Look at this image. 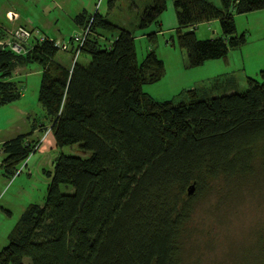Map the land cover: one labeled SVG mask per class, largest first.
<instances>
[{"label": "trees", "instance_id": "16d2710c", "mask_svg": "<svg viewBox=\"0 0 264 264\" xmlns=\"http://www.w3.org/2000/svg\"><path fill=\"white\" fill-rule=\"evenodd\" d=\"M167 1L152 0L136 28L159 30ZM171 1L176 42L190 68L226 61L247 41L234 16L264 9V0ZM212 20L222 36L198 40L195 27ZM74 22L81 26L75 34L89 32L81 44L72 35L66 50L46 35L20 53L7 46L0 51V107L22 97L14 69L37 65V102L48 122L34 121L38 140H29L30 132L1 144L2 175H20L45 133L60 150L46 171L43 205H27L0 250V264H184L198 201L264 186V70L259 80L248 77L242 92L214 95L230 82L217 78L179 93L187 101H157L143 91L165 74L154 51L138 63L135 35L98 12L82 11ZM157 33L146 37L154 43ZM60 51L74 54L70 67L54 61ZM80 55L87 64L76 62ZM76 144L88 157L61 152ZM61 185L72 192L62 193Z\"/></svg>", "mask_w": 264, "mask_h": 264}, {"label": "rangeland", "instance_id": "374dc122", "mask_svg": "<svg viewBox=\"0 0 264 264\" xmlns=\"http://www.w3.org/2000/svg\"><path fill=\"white\" fill-rule=\"evenodd\" d=\"M151 1L0 0V12L8 9L14 13H19L20 20L27 18L38 22L40 25L42 23L46 24V32L43 31L42 33L34 28L18 26L15 24L16 16L14 19H10L8 14L6 18L7 21L10 20L9 23L3 20L1 13L0 23L9 32L24 28L48 35L56 39L57 42L65 43L72 35L77 33L78 30L76 31L73 19L83 9H86L89 14L103 13L112 5L108 19L114 23L128 20L130 23V26H127L128 30L136 35L135 47L138 63L144 59L148 53V48L154 44L152 51L156 52L160 59L165 61V77L156 84L151 85L152 87H147L157 97L158 101L173 100L174 103L187 101L185 93L182 96H179L178 93L181 94L184 90L201 87L203 84L206 85L211 77L218 75L223 77V74L230 72H234V76L238 80L237 91L239 92L247 89L248 77L259 80L258 73L264 70V51L260 53L261 51L257 47L255 26L258 21L260 24L264 23V13L262 11L254 12L252 16L245 14L234 16L237 31L239 34L243 32L247 39L248 45L244 47V54L242 55L245 64H242L241 57L237 54L238 51L236 53L232 52L233 59L230 65L225 64L224 60L208 61L206 69L205 67L188 69L190 77L184 78L183 68L180 66L179 52L184 54L185 52L177 45L175 33H172L174 47L170 41V36H168L169 34H165L164 38L158 37L156 43L149 42V44L146 35L141 33L145 31L148 34L150 28H154L156 25L153 24L145 30H138L134 26L135 21L137 23L138 17H140L137 16L136 8L140 13V9L149 5ZM208 1L214 3L216 0ZM169 14H173L174 20L176 19L172 5L168 6L163 16L168 17ZM10 17L12 16L10 15ZM219 28L220 24L217 22V29ZM194 32L198 40L215 39L221 35L219 33L221 28L220 31L212 32L208 29V25L200 24L194 29ZM7 38L8 42L12 40L9 36ZM3 40L7 42L6 37ZM166 40L170 42L168 48L162 47L166 46ZM157 45L159 47L158 51ZM28 46V44H25L24 50ZM174 51L175 53H173ZM65 54L66 63L71 66L74 58L73 53L60 51L57 57L62 58ZM85 58L80 55L76 58V62L85 63L86 60H89L88 57ZM25 71L23 72L28 73V75L22 73L21 77L14 76L12 80L20 82L21 92L26 97H21L22 99L13 104L0 107V141L13 138L19 133H27L34 121L48 123L45 122L44 110L37 102L41 69L37 65H30L26 67ZM180 75L182 76L179 77ZM224 78H229V76ZM192 81V88H187ZM61 152L65 155L84 158L89 155L88 152L81 151L77 144L66 146L61 149ZM58 153L59 150L57 149L49 150L46 157L49 155L52 161ZM34 158L31 159L30 156L27 160V163H29L28 169L35 173L32 176V182H27V168L23 169L20 175L10 181H1L0 179V184L3 183V186H0V250L7 244L8 232L17 221L22 205L25 203L29 205L31 202L39 204L44 202L48 178H45L41 171L42 169H50L51 162L48 164L50 160L46 159V166L36 170V168H33ZM32 183L33 187L28 191V187ZM60 191L70 193L72 188L69 185H61ZM192 225L195 229L187 238L183 247L184 264H264V186L253 190L249 189L248 186H243L240 191L233 193L232 196H224L221 199L218 196H212L206 200L198 201ZM24 264H30V260L25 259Z\"/></svg>", "mask_w": 264, "mask_h": 264}, {"label": "crops", "instance_id": "0c3cea01", "mask_svg": "<svg viewBox=\"0 0 264 264\" xmlns=\"http://www.w3.org/2000/svg\"><path fill=\"white\" fill-rule=\"evenodd\" d=\"M211 2V1H210ZM212 4H214V5H216V6H220V0H216L214 3H213V1H212ZM169 5H172L173 6V3H172V1L171 0H169V1H167V8H168V6ZM133 6V5H132ZM134 7V6H133ZM146 7V6H145ZM145 7H140L141 9H140V13H138V11L139 10H137V8H136V12H137V16H140L139 14H141V12H142V10L145 8ZM111 8H112V5L108 8V9H106L103 13H99L100 15H102L103 17H106L107 19H108V17H109V13H110V10H111ZM167 8H166V10H167ZM174 9V8H173ZM83 11H86L87 13H88V11L86 10V9H83ZM259 11H262L263 13H264V9L263 10H259ZM9 12H11V13H13L15 16H16V21H15V24L16 25H18V26H22V27H27V28H34V29H36V30H38V31H40V32H42L43 33V31L44 32H46V24H39L38 22H36V21H32L31 19H27V18H25V20H20V15H19V13H14V12H12V11H9L8 9L7 10H3V12L1 11L0 13L2 14L1 16H2V18H4L3 20H5L7 23H9V21H7V18H6V16H7V14L9 13ZM166 12V11H165ZM164 12V13H165ZM254 12H257V11H254ZM254 12H250V13H247V14H245V15H250V16H252L253 14H254ZM164 13H162V15L160 16V29L158 30V27L157 26H155L154 28H150V31H149V33H152V32H155V31H157L158 33L156 34V38L154 39L155 41V43L157 42V40H158V37H163L164 38V36H165V34H169L168 36H170V41L172 42V45H173V47H174V41H172L171 40V38H172V33H174L175 32V29H176V27H177V21H176V19L174 20V16H172L171 14H169V16L168 17H164L163 15H164ZM89 14V13H88ZM237 16H239V15H237ZM176 18V17H175ZM138 19H139V17H138ZM110 20V19H109ZM73 21H74V19H73ZM111 21V20H110ZM5 22V23H6ZM111 22H113V21H111ZM217 22H219L218 20H212V21H208V22H204V23H201V25L202 24H206V25H208V29H210V30H212V32H217V31H220V28L219 29H217ZM114 23V22H113ZM117 25H119V26H121V27H124L126 30H128V27L127 26H130V23H129V21L127 20V21H121L120 23H116ZM3 25H7V24H3ZM74 25H75V27H76V31L78 30H81V26H78L77 24H75V22H74ZM137 25H138V22L136 23V21H135V27H137ZM200 25V24H199ZM264 23H262V24H260L259 23V21L257 22V24H256V26H255V36H256V42H258V44H257V47L260 49V53H262L263 51H264V43H263V40H264ZM198 26V25H197ZM196 26V27H197ZM195 27V28H196ZM212 28V29H211ZM238 30V29H237ZM77 31V32H78ZM128 31H131V30H128ZM132 32V31H131ZM73 33V32H72ZM221 35H219V37H221L222 36V33L221 32H219ZM239 33V32H238ZM241 33H243V32H241ZM108 34V33H107ZM141 34H143V35H148V34H146L145 33V31H143ZM105 35H106V33H105ZM135 39H136V35H135ZM146 39H147V41H148V43L150 42V40L146 37ZM56 40V39H55ZM247 40V39H246ZM169 41L168 40H166L165 41V45L166 46H162V47H165V48H168V46H169ZM150 44V43H149ZM248 44H247V41H246V44L244 45V46H242V47H240V48H236V49H232V50H230L229 51V53H228V57H227V60L225 61V64H227V65H230L231 63H232V56H231V53L232 52H234V53H236L237 51H238V55H239V57H241V61H242V64H245L244 63V59L242 58V55L244 54V47H246ZM154 46H155V44L152 46V47H150V48H148V51L147 52H149V51H151V50H153V48H154ZM158 45H157V51H158ZM171 52H172V50H171ZM156 53V52H155ZM173 53H175V51L173 52ZM180 53V66L183 68V70H182V73H184L183 74V77L184 78H188V77H190V72H189V70L188 69H193V68H190V67H188V65H187V59L185 58V54L183 53V52H179ZM156 55H157V53H156ZM234 55V54H233ZM158 56V55H157ZM159 57V56H158ZM168 57H170V56H168ZM244 57V56H243ZM160 58V57H159ZM86 59V58H85ZM163 60V59H162ZM221 60V59H220ZM220 60H211V61H214V62H217V61H220ZM54 61L55 62H57V63H59L60 65H62V66H64V67H66V68H68V67H70L67 63H66V54L62 57V58H58L57 56L55 57V59H54ZM208 62V61H207ZM207 62H205L202 66H200V67H205V69L207 68L206 67V65H207ZM213 62V63H214ZM88 63V60H86V62L85 63H83V64H87ZM163 63H164V67H165V61L163 60ZM219 66V65H218ZM26 67L27 66H23V65H19V66H17L15 69H14V72H13V77L15 76V77H18V76H20L21 77V75H22V73H24L25 75H28V73H25L26 71H25V69H26ZM40 69V68H39ZM23 71H25V72H23ZM41 72V71H40ZM224 76L223 77H220V75H218V76H214V75H212V76H214L213 78L211 77V79L208 81L209 83L208 84H203L202 86H210V83H211V81L212 80H214V79H217V78H219V79H222V80H225L226 78H224V77H227V76H229V79H230V82L228 83V84H226V88H224L222 91H220V93H213L214 95H219V94H222V93H232L233 91H235V90H238L237 88H238V80H237V78H236V76H234V72H230V73H226V74H223ZM182 75H180L179 77H181ZM164 77H165V74H164ZM163 77V78H164ZM228 79V78H227ZM156 84V83H155ZM193 84V81H192V83H190V85H188L189 87H187V88H192V85ZM152 85H154V84H152ZM148 86H151V85H145V86H143V91L145 92V93H147V94H149L153 99H155V100H157L156 98V96L152 93V91L148 88L147 89V87ZM152 87V86H151ZM195 88H197V87H195ZM185 91V90H184ZM179 94V93H178ZM26 97V95H24L23 93H22V98H25ZM22 98H20V99H22ZM158 101V100H157ZM18 102V101H17ZM47 121V118H45V122ZM44 122V121H43ZM43 122H41V123H43ZM33 123L34 122H32L31 123V126H30V130L27 132V133H30V132H32V134H31V137H30V139L29 140H38L41 136H42V133L40 132V130H39V127H35L34 128V125H33ZM35 123H37L38 125H41V123H38V122H36L35 121ZM34 128V129H33ZM33 129V130H32ZM27 133H25V134H27ZM22 133H19V134H17L16 136H18V135H21ZM15 136V137H16ZM14 138V137H13ZM10 139H12V138H10ZM10 139H8V140H10ZM8 140H2V141H0V177H2V178H0L1 179V181H10L9 179H7V178H5L3 175H2V171H1V164H2V161H3V159H4V157H5V155L3 154V152H2V149H1V144L3 143V142H5V141H8ZM54 149H57V150H59L58 148H56L55 147V144H54V140H53V137L52 136H50V137H48L47 138V140H45L42 144H41V146L39 147V149H38V151L35 153V154H33L32 156H31V159H33L34 157V164H33V168H36V170H39V168L40 167H44V166H46V159H51L50 157H49V155L46 157V154H47V152L49 151V150H54ZM59 152H60V150H59ZM59 154V153H58ZM39 155H40V157H39ZM57 157V156H56ZM30 159V160H31ZM55 159H53L52 161L50 160V161H48V164L50 163V169H42V171H41V173L45 176V178L47 177L46 176V171H49V172H52V170H53V161H54ZM30 162V161H29ZM28 165H29V163H27V166H26V168L28 169L29 167H28ZM33 174H35L32 170H30V169H28V180H27V182L29 183V182H32V176H33ZM48 178V177H47ZM48 183H49V179H48ZM0 186H3V183H1L0 184ZM33 187V183L28 187V191L31 189ZM26 189V188H25ZM23 194H25V193H23ZM45 195H46V190H45ZM44 198H45V196H44ZM32 203V202H31ZM30 203V204H31ZM44 203V202H43ZM43 203L42 204H39V203H35V204H38V205H43ZM25 205V206H24ZM26 207H27V205H26V203L25 204H23L22 205V209H20V215H19V217H18V219H17V221L20 219V217L22 216V214L24 213V211H25V209H26ZM16 221V222H17ZM16 222H15V224H16ZM14 224V225H15ZM14 225L12 226V228L14 227ZM12 228L10 229V231L12 230ZM10 231L8 232V234L10 233ZM8 236V235H7Z\"/></svg>", "mask_w": 264, "mask_h": 264}, {"label": "built area", "instance_id": "2783aa9c", "mask_svg": "<svg viewBox=\"0 0 264 264\" xmlns=\"http://www.w3.org/2000/svg\"><path fill=\"white\" fill-rule=\"evenodd\" d=\"M9 15V18L10 19H14L15 18V15L11 12L8 13ZM10 15L12 17H10ZM8 18V20H9ZM10 21V20H9ZM1 29L3 30L4 34H5V37L7 39V42H5L4 40L0 41V44L2 46H7L9 47L11 50L17 52V53H20L21 51H24V46L25 44H28L29 42H32L34 40H38L40 42L42 41H45L46 40V35H43V34H39L37 32H34V31H31V30H26L24 28H18L16 31L14 32H9L7 31V29L0 25ZM89 32V29L86 28L85 30H83V33H79V34H74V37H73V40L74 42L77 44V43H82L84 38H85V35H87ZM10 37L12 40L8 42V38L7 37ZM52 40V39H50ZM69 42H63V43H60V42H57L56 41V45L59 46L62 50H66L67 49V44ZM47 136V133L44 134V136L41 138V141H40V144L45 140ZM26 163V162H25ZM25 163L22 165V167L25 165ZM20 171V169H19Z\"/></svg>", "mask_w": 264, "mask_h": 264}, {"label": "water", "instance_id": "95a60500", "mask_svg": "<svg viewBox=\"0 0 264 264\" xmlns=\"http://www.w3.org/2000/svg\"><path fill=\"white\" fill-rule=\"evenodd\" d=\"M1 50H2V45L0 44V51ZM193 192H194V184L190 185L188 190H187L188 195L193 194Z\"/></svg>", "mask_w": 264, "mask_h": 264}]
</instances>
